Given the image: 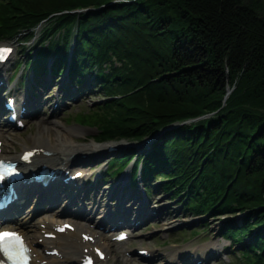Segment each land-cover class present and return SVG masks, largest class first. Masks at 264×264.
Listing matches in <instances>:
<instances>
[{"label": "trees", "instance_id": "16d2710c", "mask_svg": "<svg viewBox=\"0 0 264 264\" xmlns=\"http://www.w3.org/2000/svg\"><path fill=\"white\" fill-rule=\"evenodd\" d=\"M114 2L0 0V39L28 38L52 13L96 9L59 15L45 37L46 62L53 58L55 71L68 64L73 80L94 75L109 99L74 120L96 128L100 143L141 142L184 123L150 148H131L114 161L144 159V184L163 177L165 193L185 194L192 214L246 213L243 226L229 219L221 234L235 247L249 240L241 259L249 251L246 264H264V4ZM27 63L37 71L46 64L40 57ZM203 116L209 118L185 123Z\"/></svg>", "mask_w": 264, "mask_h": 264}, {"label": "rangeland", "instance_id": "374dc122", "mask_svg": "<svg viewBox=\"0 0 264 264\" xmlns=\"http://www.w3.org/2000/svg\"><path fill=\"white\" fill-rule=\"evenodd\" d=\"M255 1L258 6L264 4V0ZM114 3H118L117 0ZM83 9L88 10L81 11V13H88L96 10L94 8ZM260 11L264 18V7H262ZM22 38L23 37L15 38L18 39L19 42L18 54L13 56V61L10 65L11 69L8 72L9 74L14 72V75H17L21 82L23 81V77L30 74L28 69L23 68L26 57L22 52ZM4 42L7 41L2 40L0 41V44ZM60 79L61 78H53V83H56ZM87 79L88 81L86 82L85 80V82L81 85L69 83V87H73L72 91H76V89H78L79 92H77V94L72 93L73 95H78V99L76 100V102H72L71 100L63 99L62 97H60L59 99H61V103L65 102L66 106H63V108H61L57 112V114H53V106L55 104V100L52 97L54 96V94L51 97H48L51 98L49 102H47L48 98H46L44 102H47L46 104L48 106L45 111L41 113V115L43 116L41 118L42 120L50 119L52 121H56L61 127H63V129L66 130L65 132H69L70 129H80L84 133H82V136L80 138L82 144H96L104 146L111 144L112 142H120L118 144H121L123 146L124 149L122 151H119L117 153L112 152L111 154L106 153L105 155H102L101 158L99 157V160L88 169L89 171L90 169L93 171V175L90 178L88 186L83 187L81 188V190H79L81 196L77 199V202H80L81 205H89L91 203L89 207L94 208V212H96L99 210V208H96V206H99V204H93V200L95 202L97 201L96 197L94 199L93 196V198L88 201L84 199L85 194L89 190H91L93 195L97 194L101 196L102 200L100 201L102 205H112L113 203L119 202L118 199L113 200L108 196V192H110L113 187H115L116 190L119 191L124 184L127 188V192L130 193L129 180L131 167L127 169L123 177H120L118 179L110 176L106 181H104L103 176L107 171L109 174H111V168H109V166L107 165L109 161L120 157L121 153L129 150L130 148H133L136 144L140 145L143 141L141 143L128 141H108L103 144H98L93 139V137L98 135V131L94 127H83L76 124L74 117H76L78 114H80L81 112L84 113L98 109L109 100L105 92L102 90L101 86L96 85L93 76H87ZM10 86L17 88L15 82ZM75 86H77L78 88H76ZM230 94L231 91L228 88V93L225 96V100L229 97ZM32 126L34 127L33 133L37 134L39 131V126L36 127L35 124ZM34 138L32 141H34ZM19 141H21V139H19ZM22 144L23 143H20V147L22 149H25L24 145H29L27 141L24 145ZM136 148L140 149V146ZM161 180L163 183L164 178L157 177L158 182L155 183L153 188L150 187V189L148 190L150 192L149 194L145 192L140 184L137 189L133 191L131 200L126 201L125 198H122V200L126 202L125 204L128 203L129 205L131 203L134 204L135 200L139 201L138 205L133 206V215H136L137 212H144L142 213V217L148 218L153 216L156 211L157 216L152 219L146 220L141 227L135 230L136 238L117 247L113 251L116 252L118 250V252L116 253L118 255H122L125 249H129L134 253L138 249H148L155 256V258L148 262H142L140 258L138 259L137 257H135L130 264H166V259L169 260L170 257L175 260V264L193 263L192 261H196L195 255L200 256L201 260H208L206 262L207 264L251 263L249 262V255L251 254L249 251L246 252V260L241 259V252L244 248L240 246L247 245L249 243V240L246 239V241L239 244V247L236 249L233 244L230 246L229 242L223 240L221 234L224 230L226 221H228L229 219L235 220V223L238 226H243V220L246 213H239L237 215L228 214L218 217H214L213 215L209 214L204 217H199V215L192 214L187 209L186 204L189 203V200L188 198L184 197L185 194L174 199L170 194L165 193L162 183L160 182ZM105 191L107 192V195ZM148 201L152 203L150 204L151 208L144 207V204ZM141 205L143 206L141 207ZM65 206L66 204L61 203L57 207H59L60 209L61 207L64 208ZM74 207L79 208V206L75 205L72 206L71 209H73ZM90 210L92 209H89V211ZM164 219H167V222L165 224L163 223ZM201 226H204L205 228L200 229ZM194 230H198V233H200V235H198V233H194ZM215 241H217V243ZM206 246H213V248H210L211 251H207L205 253V251L207 250ZM215 253H217L218 255L215 256L214 259L209 260V257L212 255L214 256ZM162 255L164 256L163 259L165 260H162ZM115 256L117 258L116 254ZM123 263V258L117 259V264ZM169 263L174 264L171 262Z\"/></svg>", "mask_w": 264, "mask_h": 264}, {"label": "bare ground", "instance_id": "6f19581e", "mask_svg": "<svg viewBox=\"0 0 264 264\" xmlns=\"http://www.w3.org/2000/svg\"><path fill=\"white\" fill-rule=\"evenodd\" d=\"M9 61L8 63H6L5 66H3L1 72H0V77L2 79H5L7 77V72L9 70ZM56 87V86H54ZM53 87V88H54ZM24 99V98H22ZM62 105L59 104L55 110L54 113H56V111L61 107ZM34 114H36V111H34ZM38 128V133L36 134V137L34 138V141L31 142V144L29 143V145H24L25 143H23L22 145L25 146V148L27 150L30 149H40L43 152H48L47 156H44L43 153H41V155L39 157H37L34 161L33 164V168H38L42 165H53V167L57 168V170L59 171H65V170H69L72 169L73 165H79L81 167H83V172L85 173V177L90 175V171H88L89 167H91L94 163H96L99 160V157L101 158L102 155H105L107 152V148L109 146H111L110 144L108 145H96V144H82L81 143V136H82V131L80 129H70L69 132H65L66 130L63 129V127H61L56 121H52V120H48V119H44V122L42 124L37 125ZM84 134V133H83ZM4 141L7 143V137L5 135L2 136ZM103 144V143H100ZM112 144V143H111ZM9 145L7 144V147ZM24 149V148H23ZM4 155L1 158H7L9 160L12 161H16L19 159V156L17 154H8V150L6 149L4 151ZM78 167V168H81ZM32 189L27 188V187H23L21 188V193H25L22 198L21 201L24 204H28L29 203V195L28 192H31ZM106 192V191H105ZM107 195V192H106ZM108 196L110 198H115L113 195V192L110 191L108 192ZM43 197V198H42ZM38 197H36L37 199ZM126 201H129V198H125ZM40 202H48L49 201V197L47 195H40ZM120 203V202H119ZM31 204V203H30ZM139 201L135 200L134 204L131 203L130 204V208H127L126 205L124 204H119V205H123L125 206L124 210H121L122 214H132V211L134 210L133 206L134 205H138ZM150 204H152L151 202H146L144 204V207H150ZM129 206V204H128ZM143 205H141L142 207ZM30 208V207H28ZM151 208V207H150ZM66 209V208H65ZM65 210H63V214L59 215V214H53L51 216H45L44 218L40 219V221L37 222V224L33 221H31V219H33V217H31L29 220H25L26 218H24V216L27 214L26 211L23 212L22 214L18 215L17 220L18 221H23L24 225L22 226V229L25 231V233L28 236H31L29 233L30 232H34V236L37 239L38 237H40L39 235V224L43 223L44 221H51V222H59L60 220H65V222L60 221L59 223H67V221L71 224H73V226L75 227V231L76 234L74 233H70L69 236L67 237H59L58 238V242L54 245L55 248L60 252L61 257L56 258V259H47V257H42L40 258V261L42 263H55V262H59V261H63L64 263H76V262H80L86 255H91L93 256L94 251L93 248H97L99 250H101L105 255L106 258L110 259L113 257H116L115 255H113L112 252L114 249H116V247H113L111 245V243H108L107 241H104L102 239V237L98 234V232H96L93 228L84 225L82 223H80L79 221L75 220V218L73 217L72 214H69L67 212L64 213ZM44 211H38L39 214L43 213ZM79 216H75L76 218H80V217H86L85 220L90 221V224L95 225V227H99L98 229L105 231L106 229L110 228L111 226H114L116 224L111 225L110 223H106V219L103 218L101 219H93V218H89L88 213H77ZM137 217L140 216V213L137 212ZM70 215L72 216L71 218H65V216ZM102 216V215H101ZM100 216V218H102ZM154 217L157 216V213L155 211V214L153 215ZM24 218V219H23ZM153 218V217H152ZM151 218V219H152ZM101 220V221H99ZM99 222V223H98ZM129 220H126V224H129L128 226H132L131 223H129ZM167 222V219H164V224ZM103 228V229H102ZM127 228V227H125ZM125 228H123L122 230H125ZM118 228H115V230H117ZM166 229V228H164ZM83 235H88L90 236L89 238L84 239L82 238ZM217 243V241H215ZM126 243V242H125ZM124 243V244H125ZM240 246V247H244ZM207 250L204 251L205 253L207 251H211L210 248H213V246H206ZM239 246L235 247L238 248ZM139 250V249H138ZM202 251V250H201ZM203 251V252H204ZM124 253H127L128 250L123 251ZM218 254L215 253L214 256H217ZM151 256L153 258H155V256L153 254H151ZM162 260L163 259V255L161 256ZM201 257L198 255H195V260L196 261H200ZM97 259L99 261H101L99 259V256L97 257ZM166 264H170L171 263H176L174 259H172L170 257V259H166ZM194 262V261H192ZM104 263H109L108 261H105Z\"/></svg>", "mask_w": 264, "mask_h": 264}, {"label": "snow or ice", "instance_id": "6c2138e0", "mask_svg": "<svg viewBox=\"0 0 264 264\" xmlns=\"http://www.w3.org/2000/svg\"><path fill=\"white\" fill-rule=\"evenodd\" d=\"M11 48L0 47V62H3L11 54ZM32 153H28L25 159H28ZM15 168L10 164L0 161V182H3L6 177L15 175ZM58 231H64V228L58 229ZM87 239V237H86ZM119 239H125L124 236H120ZM28 249L24 245L22 238L14 232L0 231V254H3L7 258L9 264H27ZM0 264H3L0 261ZM90 264V262H89Z\"/></svg>", "mask_w": 264, "mask_h": 264}]
</instances>
